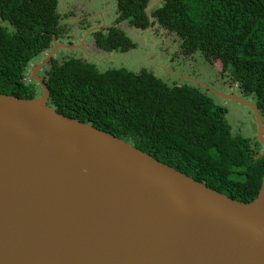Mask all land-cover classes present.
I'll return each instance as SVG.
<instances>
[{
    "label": "water",
    "instance_id": "1",
    "mask_svg": "<svg viewBox=\"0 0 264 264\" xmlns=\"http://www.w3.org/2000/svg\"><path fill=\"white\" fill-rule=\"evenodd\" d=\"M0 92V264H264V173L240 201L128 141ZM248 106L264 155V123Z\"/></svg>",
    "mask_w": 264,
    "mask_h": 264
},
{
    "label": "trees",
    "instance_id": "2",
    "mask_svg": "<svg viewBox=\"0 0 264 264\" xmlns=\"http://www.w3.org/2000/svg\"><path fill=\"white\" fill-rule=\"evenodd\" d=\"M58 1L0 0V92L21 98L42 92L26 75L32 58L64 31ZM111 1L116 19L139 29L156 22L175 33L184 54L226 60L237 92L253 102L264 123V0H160L153 21L146 11L150 0ZM100 33V48L129 49ZM48 63L42 78L47 103L57 112L114 134L229 197L256 196L264 173L261 144L255 135L232 132L225 107L208 89L168 83L146 67L100 69L73 53L61 60L53 55Z\"/></svg>",
    "mask_w": 264,
    "mask_h": 264
},
{
    "label": "rangeland",
    "instance_id": "3",
    "mask_svg": "<svg viewBox=\"0 0 264 264\" xmlns=\"http://www.w3.org/2000/svg\"><path fill=\"white\" fill-rule=\"evenodd\" d=\"M64 1L69 3V7H66V14H63L61 22L64 31L57 38L56 43L69 45L68 42H71V44L55 52L54 57L57 60L73 53L93 60L100 69L119 65L134 70L146 67L168 83L187 81L196 84L208 89L207 93L225 107V117L233 133L253 138L256 125L251 109L235 99L217 94V92L229 94L234 91L240 96L235 82L226 70V60H218L211 53L184 54L179 46L178 36L156 22L145 29H139L128 25L125 20L116 19L114 3L111 0H61L60 2ZM159 5L160 0L149 1L146 11L151 21L154 20L151 13ZM113 27L116 28L112 31ZM97 32L111 37L122 46L127 43L129 49L121 51L100 48L95 44ZM49 50L32 58L27 70V80L31 77V66L42 61ZM48 66L49 63L38 70V75L42 77Z\"/></svg>",
    "mask_w": 264,
    "mask_h": 264
},
{
    "label": "crops",
    "instance_id": "4",
    "mask_svg": "<svg viewBox=\"0 0 264 264\" xmlns=\"http://www.w3.org/2000/svg\"><path fill=\"white\" fill-rule=\"evenodd\" d=\"M60 1H61V0L58 1V10H59V12L61 13L62 18H63V14H66V10H65V9H66L67 6L69 7V3L64 1V2H62V3H63V4H62ZM62 6H63V7H62ZM60 8H61V9H60ZM62 11H63V12H62ZM67 14H68V13H67ZM62 18H61V20H60L61 22H62Z\"/></svg>",
    "mask_w": 264,
    "mask_h": 264
}]
</instances>
